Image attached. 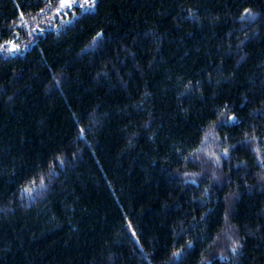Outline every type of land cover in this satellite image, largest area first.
I'll use <instances>...</instances> for the list:
<instances>
[{
	"label": "trees",
	"instance_id": "trees-1",
	"mask_svg": "<svg viewBox=\"0 0 264 264\" xmlns=\"http://www.w3.org/2000/svg\"><path fill=\"white\" fill-rule=\"evenodd\" d=\"M90 3L0 0V264H264V0Z\"/></svg>",
	"mask_w": 264,
	"mask_h": 264
},
{
	"label": "snow or ice",
	"instance_id": "snow-or-ice-1",
	"mask_svg": "<svg viewBox=\"0 0 264 264\" xmlns=\"http://www.w3.org/2000/svg\"><path fill=\"white\" fill-rule=\"evenodd\" d=\"M75 3V0H61V8L60 10H71L73 5ZM96 6V0H91V3L88 5V9H92ZM83 8L84 6L81 5ZM23 16V13H21V17ZM256 14L251 11V9H245L244 14L240 17V19L243 21L246 17L255 18ZM75 18V17H73ZM43 31V29H41ZM9 45H12V47L8 48L9 51H17L19 49V45H14L12 41L7 42ZM7 47V45H0V51L4 50ZM228 120L235 121V116H229L227 118ZM81 133H83V129L80 130ZM224 154L227 155V149L224 150ZM217 159H219L217 157ZM58 162L62 165L64 163V160L62 158L57 157ZM34 184L35 181H32ZM43 183V181L41 182ZM25 191H31V189H25ZM242 247V245L239 243V241H233L231 251L235 253L238 248ZM182 253H174V256L178 257ZM207 264H211V262H207Z\"/></svg>",
	"mask_w": 264,
	"mask_h": 264
},
{
	"label": "rangeland",
	"instance_id": "rangeland-1",
	"mask_svg": "<svg viewBox=\"0 0 264 264\" xmlns=\"http://www.w3.org/2000/svg\"><path fill=\"white\" fill-rule=\"evenodd\" d=\"M80 0H75V3L79 2ZM83 2H85L86 0H82Z\"/></svg>",
	"mask_w": 264,
	"mask_h": 264
}]
</instances>
